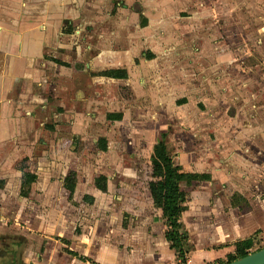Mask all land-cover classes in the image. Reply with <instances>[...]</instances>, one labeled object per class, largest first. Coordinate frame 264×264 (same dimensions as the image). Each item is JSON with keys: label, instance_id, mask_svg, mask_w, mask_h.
Listing matches in <instances>:
<instances>
[{"label": "crops", "instance_id": "1", "mask_svg": "<svg viewBox=\"0 0 264 264\" xmlns=\"http://www.w3.org/2000/svg\"><path fill=\"white\" fill-rule=\"evenodd\" d=\"M91 1L0 0V264H182L167 222L132 195L149 160L106 133L116 122L108 116L122 114L114 110L129 71L125 54L123 63L113 61L111 39L93 37L110 27L105 14L125 4L102 0L107 7L97 11L100 0ZM115 70L127 79L105 76ZM232 74L233 87L222 83L216 94L234 92L226 102L233 115L208 103L209 120L191 113L182 120L200 132L213 128V136L191 134L178 153L165 142L183 173L210 177L180 185L190 199L178 231L185 264H226L239 244L250 241L251 254L264 236V81Z\"/></svg>", "mask_w": 264, "mask_h": 264}, {"label": "rangeland", "instance_id": "2", "mask_svg": "<svg viewBox=\"0 0 264 264\" xmlns=\"http://www.w3.org/2000/svg\"><path fill=\"white\" fill-rule=\"evenodd\" d=\"M111 1L114 6L116 0ZM140 1L142 9L134 5L137 0H123L120 10L113 7L110 16L105 14L112 19L110 29L98 27L93 38L111 39L113 61L123 63L120 55H126L129 76L121 83L134 97L131 102L118 101L114 113H122L123 119L112 122L106 133L149 160L153 142L159 139L178 153L191 134L213 136V128L203 127L200 132L197 124L191 128L182 124L190 113L192 118L209 120L208 103L223 109L227 118L233 115L226 102L233 101L234 92L216 94L221 93L222 83L224 88L233 87L232 71L240 72L244 80L254 72L259 83L264 81V0ZM96 4L97 11L107 7L102 0ZM263 248L264 236L257 238L252 250Z\"/></svg>", "mask_w": 264, "mask_h": 264}, {"label": "trees", "instance_id": "3", "mask_svg": "<svg viewBox=\"0 0 264 264\" xmlns=\"http://www.w3.org/2000/svg\"><path fill=\"white\" fill-rule=\"evenodd\" d=\"M105 76L112 79L125 80L128 74L125 70H115L105 73ZM119 91L125 101L131 102L134 99L129 87H121ZM108 119L121 121L123 115L112 114L108 116ZM103 143L105 146V141ZM103 148L105 149L106 146ZM24 173L26 184L33 183L34 177L27 172L26 168L24 169ZM194 180L210 181V177L183 173L182 168L173 163L165 142H159L153 146L149 162L144 166V179L132 191L133 197H144L147 202L153 205L160 217L167 222L169 225L167 240L171 243L172 248L177 251L178 257L183 264L186 261L182 252L183 237L178 232L179 220L182 214L188 210L190 199L186 193L181 191L180 185L183 182L190 185ZM75 183V166L71 165L64 186V193L68 198H71L74 193ZM96 185L101 191H106V179L104 177H98ZM251 246L250 241L239 244L238 256L230 259L226 264L248 256L249 253L246 250Z\"/></svg>", "mask_w": 264, "mask_h": 264}, {"label": "water", "instance_id": "4", "mask_svg": "<svg viewBox=\"0 0 264 264\" xmlns=\"http://www.w3.org/2000/svg\"><path fill=\"white\" fill-rule=\"evenodd\" d=\"M229 264H264V248Z\"/></svg>", "mask_w": 264, "mask_h": 264}, {"label": "built area", "instance_id": "5", "mask_svg": "<svg viewBox=\"0 0 264 264\" xmlns=\"http://www.w3.org/2000/svg\"><path fill=\"white\" fill-rule=\"evenodd\" d=\"M179 261H180V263H182L181 260H179ZM182 264H183V263H182Z\"/></svg>", "mask_w": 264, "mask_h": 264}]
</instances>
